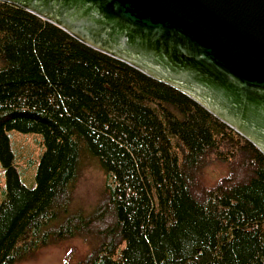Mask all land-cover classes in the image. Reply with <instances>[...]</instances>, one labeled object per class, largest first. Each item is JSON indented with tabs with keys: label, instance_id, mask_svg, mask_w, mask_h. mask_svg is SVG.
Segmentation results:
<instances>
[{
	"label": "trees",
	"instance_id": "trees-1",
	"mask_svg": "<svg viewBox=\"0 0 264 264\" xmlns=\"http://www.w3.org/2000/svg\"><path fill=\"white\" fill-rule=\"evenodd\" d=\"M43 146L26 186L11 132ZM82 154L103 196L72 211ZM0 264L89 238L71 264H264V154L191 97L0 1ZM225 173L207 184L204 171ZM67 264V263H66Z\"/></svg>",
	"mask_w": 264,
	"mask_h": 264
},
{
	"label": "water",
	"instance_id": "water-1",
	"mask_svg": "<svg viewBox=\"0 0 264 264\" xmlns=\"http://www.w3.org/2000/svg\"><path fill=\"white\" fill-rule=\"evenodd\" d=\"M182 91L264 154V0H0Z\"/></svg>",
	"mask_w": 264,
	"mask_h": 264
},
{
	"label": "rangeland",
	"instance_id": "rangeland-1",
	"mask_svg": "<svg viewBox=\"0 0 264 264\" xmlns=\"http://www.w3.org/2000/svg\"><path fill=\"white\" fill-rule=\"evenodd\" d=\"M38 133L11 132V148L15 163L19 168L20 178L26 186L34 184V173L43 146ZM225 167L220 163L209 164L204 171L207 184H214L224 173ZM105 186V175L97 159L82 154L74 182L73 198L70 204L72 211L81 210L89 213L102 198ZM5 189V176L0 162V202ZM92 247L89 238L75 237L58 244H51L37 250L32 256L14 264H71L86 255Z\"/></svg>",
	"mask_w": 264,
	"mask_h": 264
},
{
	"label": "flooded vegetation",
	"instance_id": "flooded-vegetation-1",
	"mask_svg": "<svg viewBox=\"0 0 264 264\" xmlns=\"http://www.w3.org/2000/svg\"><path fill=\"white\" fill-rule=\"evenodd\" d=\"M228 126V125H227ZM239 134V133H238ZM242 136V135H241ZM243 137V136H242Z\"/></svg>",
	"mask_w": 264,
	"mask_h": 264
}]
</instances>
